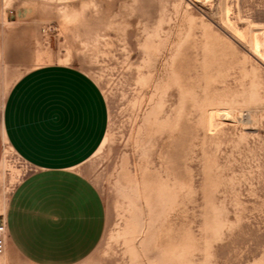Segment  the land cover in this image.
<instances>
[{
  "label": "rangeland",
  "instance_id": "374dc122",
  "mask_svg": "<svg viewBox=\"0 0 264 264\" xmlns=\"http://www.w3.org/2000/svg\"><path fill=\"white\" fill-rule=\"evenodd\" d=\"M63 2L0 0V58L5 36L34 49L0 62V121L14 73L66 63L99 84L107 134L79 169L107 226L79 264H264V0H96L71 30ZM32 171L5 142V193Z\"/></svg>",
  "mask_w": 264,
  "mask_h": 264
},
{
  "label": "crops",
  "instance_id": "0c3cea01",
  "mask_svg": "<svg viewBox=\"0 0 264 264\" xmlns=\"http://www.w3.org/2000/svg\"><path fill=\"white\" fill-rule=\"evenodd\" d=\"M7 38L0 62L10 75L34 59V49ZM14 75L1 105L0 165L7 142L33 171L12 193L0 187L7 222L0 264H79L107 226L104 198L79 169L106 137V98L89 74L71 64L45 63Z\"/></svg>",
  "mask_w": 264,
  "mask_h": 264
},
{
  "label": "clouds",
  "instance_id": "9594fccd",
  "mask_svg": "<svg viewBox=\"0 0 264 264\" xmlns=\"http://www.w3.org/2000/svg\"><path fill=\"white\" fill-rule=\"evenodd\" d=\"M98 8L96 0H80L79 7L72 6L71 0H64L63 7L59 9L60 23L65 29L71 30L81 23L90 10L97 11Z\"/></svg>",
  "mask_w": 264,
  "mask_h": 264
},
{
  "label": "built area",
  "instance_id": "2783aa9c",
  "mask_svg": "<svg viewBox=\"0 0 264 264\" xmlns=\"http://www.w3.org/2000/svg\"><path fill=\"white\" fill-rule=\"evenodd\" d=\"M7 222L4 215L0 214V255L4 253L6 243Z\"/></svg>",
  "mask_w": 264,
  "mask_h": 264
}]
</instances>
